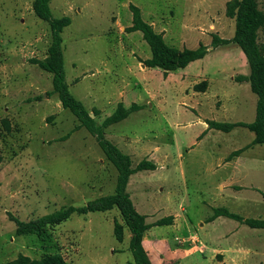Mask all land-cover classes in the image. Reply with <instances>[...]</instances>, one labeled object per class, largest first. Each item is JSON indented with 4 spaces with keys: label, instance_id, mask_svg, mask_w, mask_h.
<instances>
[{
    "label": "rangeland",
    "instance_id": "obj_1",
    "mask_svg": "<svg viewBox=\"0 0 264 264\" xmlns=\"http://www.w3.org/2000/svg\"><path fill=\"white\" fill-rule=\"evenodd\" d=\"M234 2L50 1L53 17H71L62 32L66 81L92 117L101 123L119 102L142 105L107 127L105 136L131 156L133 167L142 159L157 163L155 170L131 175L127 187L136 209L148 215L147 223L166 216V204L176 210L182 204L192 234L203 233L200 221L220 206L211 188L219 175L208 173L205 162L240 148L244 150L238 156L244 160L239 176L253 186L226 206L264 217V144H252L255 134L242 126L229 133L210 130L199 139L205 118L217 119L222 113L248 123L256 118L257 96L250 82L239 78L249 75L244 52L234 42L212 44L214 35L233 38L236 21L227 10ZM259 2L264 8V0ZM130 3L140 7L144 20L157 22V31L165 29L169 45L196 48L204 43L208 53L168 76L159 67H143L139 59L152 52L141 31H125L132 24ZM51 40L49 23L35 15L33 0H0V264L19 254L35 259L61 254L67 264H131V232L125 230L122 242L114 236V221H121L117 208L75 213L40 233L17 234V220L84 205L113 193L117 182V169L96 136L62 106L58 94H47L53 74L33 61L47 57ZM259 41L264 42L262 31ZM254 201L257 207L250 206ZM151 207L157 210L152 213ZM227 222L230 227L235 223ZM185 228L156 225L147 235L169 249L180 244ZM156 254L152 251L160 264L164 259ZM171 255L184 257L181 264H213L208 254L185 255L183 247Z\"/></svg>",
    "mask_w": 264,
    "mask_h": 264
},
{
    "label": "trees",
    "instance_id": "obj_2",
    "mask_svg": "<svg viewBox=\"0 0 264 264\" xmlns=\"http://www.w3.org/2000/svg\"><path fill=\"white\" fill-rule=\"evenodd\" d=\"M50 1L33 0L35 15L49 23L52 35L47 57L42 60L34 59L33 62L38 64L41 69L53 74V88L47 94H58L62 106L71 111L80 120L81 125L96 136L106 157L117 169V182L113 193L101 195L84 205H65L29 221L17 220V234L40 233L45 227L58 225L75 213L86 215L90 212H105L117 208L121 221H114L115 238L122 242L124 232L128 229L131 232L128 249L132 255V263L153 264L148 251L143 246L144 234L152 225L146 222V215L136 209L127 187L131 175L139 171L154 170L156 164L152 160L142 159L133 167L131 156L105 136V129L108 126L127 118L132 112L140 110L142 105L133 102L126 107L123 102H119L114 112L101 123L91 116L84 103L71 92L66 81L62 32L66 26L71 24V17L68 15L60 18L53 17ZM129 8L132 12V24L127 26L125 31H141L144 40L151 48V57L140 60L145 66L159 67L163 70L164 75H167L170 71L185 68L192 61L201 59L208 53L209 46L204 43H200L196 48H178L169 45L163 33L156 31L151 23L144 20L139 6L130 3ZM227 15L235 18L236 21L233 38L229 40L214 35L212 44L217 46L220 43L234 42L244 52L249 75H241L239 78L249 81L252 92L257 96L256 118L250 123L243 121L222 122L210 119L206 122L208 128L223 132H230L240 126L246 127L255 134L252 144H264V42L259 41L260 31L264 33V8L260 7L259 0H235L234 4L228 8ZM201 90L204 89H198V91ZM243 150L244 148L234 150L228 158L240 155ZM220 215L239 220L251 228L264 229V217L245 218L227 208L216 209L214 216ZM173 221L174 217L170 215L158 219L153 225H169ZM6 264H67V262L61 254L45 255L39 259L19 254L16 259Z\"/></svg>",
    "mask_w": 264,
    "mask_h": 264
},
{
    "label": "crops",
    "instance_id": "obj_3",
    "mask_svg": "<svg viewBox=\"0 0 264 264\" xmlns=\"http://www.w3.org/2000/svg\"><path fill=\"white\" fill-rule=\"evenodd\" d=\"M148 22L151 23L155 28V30L157 31V24H156L157 22L152 19H149ZM163 29L164 28H159L158 32L163 33L162 31L165 30ZM145 59L148 58L139 59V61ZM140 63H142L143 67H147L143 64V62L140 61ZM168 73L166 76H168ZM207 91H209V88L204 90V92ZM256 105H257V101H256ZM208 119L209 118H205L204 121H202L204 124V131L199 136V139H201L205 134L209 133L210 130H216L214 128H208V124L206 122V120ZM217 119H223V120H219L222 122L238 121V120H233L230 117V115L225 113H222L221 117ZM217 119H210V120L218 121ZM151 158L154 157L152 156ZM243 160L244 158H242L241 156H235L232 158H228L227 156L224 157L222 156L215 160L212 161L207 160L205 162L206 171L208 173H210L213 176L219 175V177L213 180V184H212L213 186L211 188L213 189L212 192L213 195L215 196L214 202L216 203V201L219 200L220 206L219 207L215 206L213 208V213L207 216L204 222L202 220L200 221L199 226L201 228V231L203 230V233L200 232L201 234L199 235L192 234L191 231L193 230V224L192 221H189V217L184 215L183 212L185 211V208L182 204H179V208H178L179 210H176L174 207H172L171 203L166 204L165 208H163V210L168 212L166 216L171 215L174 217L173 223L169 224V226H172L174 230H179L183 226L186 227L185 231L187 234L182 235V238L179 239L180 244H171L169 249L166 247H162L160 244H156L152 239H149L147 235L148 234L147 231L152 226H156V225H153L154 223L152 222L149 223L152 226L144 234L143 246L148 251L149 257L153 264L156 263L154 262L153 259L154 255H152V251L156 252L157 253L156 255H158L159 258L161 256V258L164 259L163 262L159 261L160 264H181L184 257L179 256L177 258H174V256L171 255L173 251L180 250V247H183V252L185 253V255L192 256V254L195 253L196 251H199L203 255L208 254L207 257L211 262H213V264H264V229L263 228H251L248 225L241 223L239 220L224 215L214 216L215 210L218 208H227L229 211H231L226 206L227 203L229 201L241 200L239 198L240 196L239 194L246 191L247 186H253L252 182L246 183L239 176V172L241 171ZM155 164L157 163L155 162ZM263 199L264 197L262 196V200ZM259 203L258 205L262 204ZM250 206L257 207V204L254 201V203H251ZM155 210L157 209L152 208V213ZM231 212L240 214L235 211H231ZM145 215L147 218L148 215L147 214ZM151 215L154 216V214ZM240 215L244 216L245 218L251 217L250 216L251 214H246V213L245 215L244 213ZM162 217L165 216H161L158 218H155L154 216L153 220H158ZM259 217L263 218V216L262 217L259 216ZM227 219L234 220L235 223L233 227L229 226ZM245 226H248L249 229H246ZM176 238H179L178 235L175 236V239Z\"/></svg>",
    "mask_w": 264,
    "mask_h": 264
},
{
    "label": "water",
    "instance_id": "obj_4",
    "mask_svg": "<svg viewBox=\"0 0 264 264\" xmlns=\"http://www.w3.org/2000/svg\"><path fill=\"white\" fill-rule=\"evenodd\" d=\"M91 116H92V114H91Z\"/></svg>",
    "mask_w": 264,
    "mask_h": 264
}]
</instances>
